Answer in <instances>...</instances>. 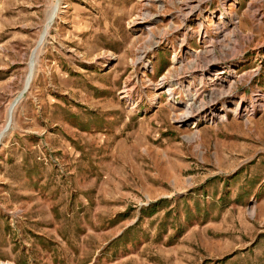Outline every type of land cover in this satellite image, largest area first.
Wrapping results in <instances>:
<instances>
[{
  "label": "rangeland",
  "instance_id": "374dc122",
  "mask_svg": "<svg viewBox=\"0 0 264 264\" xmlns=\"http://www.w3.org/2000/svg\"><path fill=\"white\" fill-rule=\"evenodd\" d=\"M184 62L262 107L177 122ZM2 132L0 264H264V0H0Z\"/></svg>",
  "mask_w": 264,
  "mask_h": 264
},
{
  "label": "bare ground",
  "instance_id": "6f19581e",
  "mask_svg": "<svg viewBox=\"0 0 264 264\" xmlns=\"http://www.w3.org/2000/svg\"><path fill=\"white\" fill-rule=\"evenodd\" d=\"M155 1L160 2L161 0H155ZM185 7H186L187 12L184 15H182L184 21H186L188 19L189 14L193 15V13L200 8V3L198 2L195 5L187 4ZM52 9L53 10L51 12L50 20L53 19L54 15L56 13V7L54 6ZM146 18H150L149 14L143 15L142 19L144 20ZM219 19L222 20V22L220 21V23H222V25L218 26L217 29H218V31H221L222 29H224V26H226V25H223L225 17H223V15H220ZM48 26L50 27L49 24H47L45 27L46 31H47ZM199 26H201L200 23H199ZM46 31L42 35V38H44ZM35 54L36 53H34V55ZM142 55H144V54H142ZM32 59H34V58H32ZM34 63H35V61H34ZM34 63H33V61L30 62L29 73L27 76L26 83L31 78V75H32L31 73L33 72V67L36 65ZM186 63H188V64H186ZM181 66H182V67H180L181 72H182V70L187 71V72L185 71L187 74H186V78H184V82H181L179 86H178V84H176L177 88H175L174 84H171L167 87L168 89L166 90V93L169 96V98H173L174 93L176 91H180L181 93L184 92V94H185L184 95L185 96V103H183V105L181 104L182 105V113H180V115L176 118L177 122L182 123V122H186L189 120H193L194 123H197L200 120L213 121V119H216V120L217 119H224L227 117L228 113H232L235 116H238L241 113L246 112L247 110L249 111V108H251V107H248V105L246 103H244V101H239L237 103L233 102L232 82H230V80H228V79L230 77L235 78L234 72L229 71L231 73V75H229L228 71H227L228 69H225V68L218 69L217 72L212 74V77H211L210 72L213 70L212 67L214 66V63H212V62H206L204 64H199V62H195V63L194 62H184ZM34 71H35V69H34ZM197 75L200 77L198 80V84L197 85L190 84V82H188V80H193L194 78L197 77ZM164 79L165 78H163L161 80V84L164 83L163 82ZM206 82L210 85V90L207 92V94H200L199 91H201L206 86ZM229 82H230V84H229ZM185 84H186V86L183 87V85H185ZM197 88L199 90H197ZM127 92H128V90H127ZM220 103H222L221 107L223 109L220 110V112H219L217 110V107L219 106ZM251 104H252V108L256 104H258L255 106L256 108L262 107L261 103L258 100H254L253 103H251ZM231 105H232V107H231ZM11 110H12V106L9 108V114H8L9 117L11 116ZM252 111H254V109H252ZM221 112H224V114ZM2 135H3V132L0 133V138Z\"/></svg>",
  "mask_w": 264,
  "mask_h": 264
}]
</instances>
